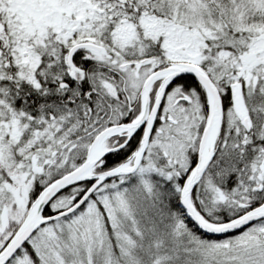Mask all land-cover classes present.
Masks as SVG:
<instances>
[{"label":"snow or ice","instance_id":"snow-or-ice-1","mask_svg":"<svg viewBox=\"0 0 264 264\" xmlns=\"http://www.w3.org/2000/svg\"><path fill=\"white\" fill-rule=\"evenodd\" d=\"M0 264H264V0H0Z\"/></svg>","mask_w":264,"mask_h":264}]
</instances>
